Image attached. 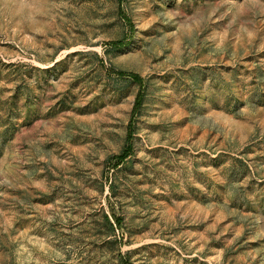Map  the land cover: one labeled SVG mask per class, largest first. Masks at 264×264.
Wrapping results in <instances>:
<instances>
[{
  "label": "rangeland",
  "instance_id": "rangeland-1",
  "mask_svg": "<svg viewBox=\"0 0 264 264\" xmlns=\"http://www.w3.org/2000/svg\"><path fill=\"white\" fill-rule=\"evenodd\" d=\"M0 264H264V0H0Z\"/></svg>",
  "mask_w": 264,
  "mask_h": 264
},
{
  "label": "trees",
  "instance_id": "trees-1",
  "mask_svg": "<svg viewBox=\"0 0 264 264\" xmlns=\"http://www.w3.org/2000/svg\"><path fill=\"white\" fill-rule=\"evenodd\" d=\"M113 46L122 47V46H126V45L124 43H116ZM129 77H130L131 80H133L136 83H138L140 81V78L138 76L129 75Z\"/></svg>",
  "mask_w": 264,
  "mask_h": 264
}]
</instances>
